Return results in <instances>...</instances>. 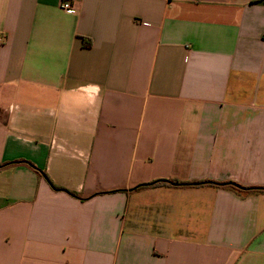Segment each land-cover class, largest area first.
Returning <instances> with one entry per match:
<instances>
[{
    "label": "crops",
    "instance_id": "1",
    "mask_svg": "<svg viewBox=\"0 0 264 264\" xmlns=\"http://www.w3.org/2000/svg\"><path fill=\"white\" fill-rule=\"evenodd\" d=\"M7 164L0 264H264V193L134 190L264 187V0H0Z\"/></svg>",
    "mask_w": 264,
    "mask_h": 264
},
{
    "label": "trees",
    "instance_id": "2",
    "mask_svg": "<svg viewBox=\"0 0 264 264\" xmlns=\"http://www.w3.org/2000/svg\"><path fill=\"white\" fill-rule=\"evenodd\" d=\"M12 164H27L28 166H30L31 168H33L34 170H36L39 174H41L46 181L48 182V184L51 186V188L55 191H65L67 192L69 195L80 199V200H84L81 197H79L77 194L66 191L62 188L57 187L55 184H53V182L48 178V176L44 173H42L40 170H38L37 168H35L33 165H31L28 162H16V163H12ZM12 164H7V165H0V169L4 168L5 166L8 165H12ZM211 185L214 187H229L241 194H251V193H264V187L259 188H244L241 187L235 183H224V184H220V183H215V182H195V183H181L178 181H173V180H158L155 182H152L150 184H144V185H140L138 187H136L134 190H140V189H147V188H153V187H159V186H173V187H183V186H202V185Z\"/></svg>",
    "mask_w": 264,
    "mask_h": 264
},
{
    "label": "built area",
    "instance_id": "3",
    "mask_svg": "<svg viewBox=\"0 0 264 264\" xmlns=\"http://www.w3.org/2000/svg\"><path fill=\"white\" fill-rule=\"evenodd\" d=\"M63 9H65L66 11L76 10V4L75 3H72V2H66L63 5Z\"/></svg>",
    "mask_w": 264,
    "mask_h": 264
}]
</instances>
